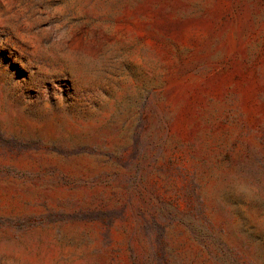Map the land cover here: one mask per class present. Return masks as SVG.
Masks as SVG:
<instances>
[{
	"label": "rangeland",
	"instance_id": "obj_1",
	"mask_svg": "<svg viewBox=\"0 0 264 264\" xmlns=\"http://www.w3.org/2000/svg\"><path fill=\"white\" fill-rule=\"evenodd\" d=\"M0 264H264V0H0Z\"/></svg>",
	"mask_w": 264,
	"mask_h": 264
}]
</instances>
